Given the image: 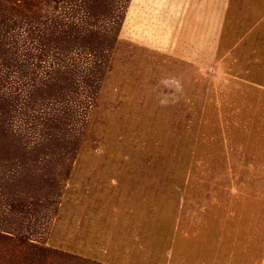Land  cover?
<instances>
[{
    "label": "rangeland",
    "instance_id": "1",
    "mask_svg": "<svg viewBox=\"0 0 264 264\" xmlns=\"http://www.w3.org/2000/svg\"><path fill=\"white\" fill-rule=\"evenodd\" d=\"M127 2L0 0V264H255L264 0L198 65L124 38Z\"/></svg>",
    "mask_w": 264,
    "mask_h": 264
},
{
    "label": "crops",
    "instance_id": "2",
    "mask_svg": "<svg viewBox=\"0 0 264 264\" xmlns=\"http://www.w3.org/2000/svg\"><path fill=\"white\" fill-rule=\"evenodd\" d=\"M231 0H129L121 35L163 55L214 60ZM264 247L255 264H263Z\"/></svg>",
    "mask_w": 264,
    "mask_h": 264
},
{
    "label": "trees",
    "instance_id": "3",
    "mask_svg": "<svg viewBox=\"0 0 264 264\" xmlns=\"http://www.w3.org/2000/svg\"><path fill=\"white\" fill-rule=\"evenodd\" d=\"M128 2H129V0H128ZM128 2H127V6H128ZM126 9H127V7H126ZM126 9H125V11H126ZM124 11V12H125ZM228 17H229V13L227 12V15H226V19H225V23H224V26H223V36H225V29H226V27H227V20H228ZM223 36H221V38L223 37ZM221 40V39H220Z\"/></svg>",
    "mask_w": 264,
    "mask_h": 264
}]
</instances>
